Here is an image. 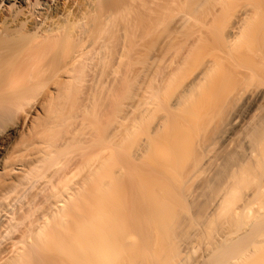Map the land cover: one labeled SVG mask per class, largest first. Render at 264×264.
<instances>
[{"label": "bare ground", "instance_id": "obj_1", "mask_svg": "<svg viewBox=\"0 0 264 264\" xmlns=\"http://www.w3.org/2000/svg\"><path fill=\"white\" fill-rule=\"evenodd\" d=\"M204 3L207 0H0V264H153L150 245L158 238L175 241L182 222L174 214L171 220L174 206L167 207L175 201L183 207V181L200 171V164L183 166V176L173 157L176 148L179 153L176 133L183 122L178 111L207 82L209 95L222 97L216 88L218 63L227 65V85L264 76V52L259 61L247 56L244 66L230 54V46L246 29L248 14L241 13L224 27L223 49L217 56L166 93L169 74L180 62L172 52L181 47L185 30ZM199 33L195 41L204 35ZM86 82L92 84L85 89ZM119 85L127 89L118 100L137 99L131 121L149 120L142 146H136L139 152L124 143L130 126L120 131L119 123L127 124L123 121L129 118L128 110L122 112L124 103L116 102ZM80 91L85 97L79 98ZM256 92L245 90L239 100ZM156 109L160 113L153 116ZM251 129L246 136L250 139L242 143L247 154L240 151L244 156L229 168L225 181L218 179L221 185L210 188L217 190L212 192L217 199L209 209L217 220H235L236 240L248 234L260 217L257 210L264 208L263 185L257 184V194L246 195L264 176V119ZM157 139L169 158L153 161L157 157L151 152L155 157L150 163L143 157ZM250 160L254 165L249 166ZM162 186L161 193H168L166 188L173 193H165L167 200L159 196ZM255 194H260L259 206ZM243 196L242 215L236 219L235 205ZM178 251L173 259L180 257Z\"/></svg>", "mask_w": 264, "mask_h": 264}, {"label": "rangeland", "instance_id": "obj_2", "mask_svg": "<svg viewBox=\"0 0 264 264\" xmlns=\"http://www.w3.org/2000/svg\"><path fill=\"white\" fill-rule=\"evenodd\" d=\"M208 1L209 0H207V4L206 3L203 4L204 5L203 9L199 13V15L196 17V19H193L194 21L191 20L192 23L190 22V25H188V28L185 30L186 33L184 32L185 35H184V40H183L181 47L177 48L176 50L172 52L173 53L172 56L175 57L176 61H180V62L176 66L177 67L176 70L174 69V73L172 72L169 74L171 79L168 77L169 79L167 80V83L170 80L169 81L170 83H168L169 85L166 84L168 87V88L166 87L167 94H171L176 89V87H179L180 85L186 83L191 78L192 74L200 72L203 69L204 65L210 59H212V56H217L216 53H219V49H223L221 48L223 47L222 46L223 44L221 43L222 31L224 27L231 20H233L238 14H241V13L248 14L246 29H245V32L242 38L241 39L239 38L238 40L235 39L237 41L234 40L235 43L233 42V46L232 47L230 46V48H232L231 49L232 52L230 50H227V51H230L231 52L230 54H232L231 56H234L236 60L238 59V61L240 62L242 61L243 64L242 63L241 64L243 66H244V63L247 64L246 62L248 61L247 56L249 55L254 56L259 61L261 57L260 53L264 52V49H263L264 45L263 47L261 46L262 44H264V0H221L219 2H217V0H210L209 3ZM199 31H201V33L203 31L202 34L204 35H202V37L200 36L201 38L195 41V39H197L196 37H198V34L200 35ZM261 41H263V43ZM180 64L181 66H179ZM217 68H218L217 73H219L220 78H219L216 88L222 93V97L210 96L209 95V84H208L209 82H207V84H204L199 89L195 90V96L192 95L193 96L192 98L191 97L189 99L187 98L188 100L185 101L186 106L184 107V109L181 110V112L178 111V113H180L179 115L180 120H183V122H182V126H180V128L177 130V133H176L177 140L179 141V143L176 142L175 144L177 147L180 144V146L178 147L179 153L176 154L177 152L176 151L177 148H176L175 153L173 154V157L175 155L176 160L178 159L177 160L178 163L180 162L178 165L180 164L181 165L178 166L175 164V166H178V167L182 166L181 170L184 172L183 176H185V173L187 172L186 170L188 168L189 169H192L193 167L196 168L198 167L197 165L199 164H200L199 167L200 168L203 167V168L200 169L198 167L199 169L198 168L197 169L200 171L197 173L195 172L197 171L195 170V168H194L195 171L189 170V172H192V173L194 172L193 175L196 173L194 178L192 179L190 177L191 175L190 176L187 175V177L191 181L188 180L189 181L188 182L187 181L188 178L186 179V181L185 180L183 181V184L185 183L187 184V185L185 184L184 186H182V189L184 191L182 190L181 193L179 194L181 195L180 197L183 202L181 200L180 201L184 204L183 207L182 206L177 207V205L179 204H177L176 201H175L176 205H174V202H172V204L167 207L168 209L174 206L172 208L173 211L170 209L172 212L168 210V212L169 211L171 212V213L169 212V214H171L170 219L173 220L172 214H174V218L179 216L180 222H182V224L179 223L181 226L177 227L180 229L176 230L177 231L176 236H175L176 239L175 241H174V238L172 239L171 241L172 244L171 242H167V241L163 242L159 238H158L159 240L157 239V241L155 242L152 241L153 244L150 245L151 248H148L149 249L148 252H149V255L151 254L150 259L153 264H227L231 262L234 264L235 262L236 264H264V247H263L264 246V241H263L264 240L263 239L264 238L263 236L264 235V208L262 209V207L260 206L259 210H257L258 212L256 213L257 214L261 213V214L260 215L256 214V217L258 216L260 217L257 218V221L254 220L255 223H252V225L250 226L252 228H250V231L248 230V234L246 233V235L242 238V240L244 239L243 241L241 240V238H239V240H236L237 237L235 236V233L237 231V225L235 224L236 222L234 219H231V218L229 219L228 217H226L225 219V217H223L225 220V223H224V220L220 219L219 215L217 216L219 217V220L221 221L217 220L215 217L216 216L215 213H212V211L210 210L211 204H213V202L217 199V198L215 199V197H214L215 200L213 199L214 193L212 192L217 191L213 188L215 186L216 187L220 186L221 184L219 183H221L223 179L225 181V178L228 176L226 175V173L229 174V172L232 171V170L230 171V169H233L236 166L235 164L239 163L238 161H240V159L244 156V154H242L240 151L245 152V153L248 151V150H245L246 149L245 139L247 138V140H249L250 138L246 136L250 135L249 132L250 130H252L251 128L254 127V124L256 125L259 122V120L264 119V76H255L253 79H249V80L244 79L240 81L239 83H237L236 85L232 86V85L225 84V80H224V77H225L224 73L228 69L227 65H225V63H218ZM86 83L84 86L85 89L88 88L92 84L90 82H86ZM103 86L107 90L106 87L107 86L109 87V84L107 85V83H105ZM123 86L121 85L120 87L119 85L118 88L120 91L118 92L120 93L117 94L116 100H118V98L121 97L122 94L123 95L125 94V93H122L123 92L122 90L126 91L127 88L124 89L126 85L124 86V88H122ZM105 89L104 91H106ZM250 89H255L257 91L256 94L253 97H249L248 99L247 97L244 96L245 97L244 98L242 96V99L240 97V100H239V95L242 94L245 90H250ZM80 92H78L79 96L80 95L82 96L80 97L78 96V97L79 98L85 97L83 96L85 92L84 93H82L83 91L81 93ZM162 92L165 93V91H162ZM164 93L160 95L163 96ZM161 96L160 98H162ZM121 98H123V96ZM82 99H85V98H82ZM119 101L120 103H124L123 104L124 107L122 106L123 107L122 110L123 109L125 110H123L122 112L126 113V111L128 110L127 113L129 114V115L126 114V117L125 115H123L126 119L129 118V120L127 119L123 121V123L127 121V124L122 125V123H119V126L121 124V130H120L121 134L124 133L123 132L124 130H127V127H126L127 125L128 127L130 126L131 128V129L128 128L126 132V139L127 138H130V139L129 140L125 139L124 143L128 142L126 143L128 144L127 145L128 150L131 151V149L132 150L137 149L136 151L139 152L138 145L140 146V143H139L140 141L141 143H143L142 141V139H144L143 130L148 124L149 120L143 119L141 121L140 120L136 121L134 120V118H132V120L135 121L136 123L131 121L132 114L133 113L135 114L134 109H136L135 104L137 103L135 101H137V99H135V101H132V98L131 100H129L128 98L124 97L123 100L121 99L116 102L119 103ZM130 101L133 102V104ZM132 105H135V106H133L132 108ZM108 109L109 108H107V110ZM122 112L120 113V115L122 114ZM108 113L110 114V112ZM108 113L106 115H108ZM112 113H115V112L113 111L111 112V114ZM151 113H154L153 116H155L156 113H160V110L156 109L154 112H151ZM123 119L124 118H122V120ZM128 121H131L133 124L129 125V123L131 122H128ZM131 125L134 126L137 133L136 131L135 133L132 132L133 131L132 129L134 128ZM122 127H124V129ZM129 132L133 133V135H131L130 137H128ZM178 133L179 135H177ZM154 142H153L154 145H152L154 150L151 149L153 151L150 150L148 154L149 153L152 154L154 152L153 154L157 157V159L156 158L154 160L151 159L155 157L153 154H152L153 156L151 157H149L148 154H145V157H143V159L146 158L145 160L149 162H150V159L153 161L160 160L158 158H162L161 160H164V158L166 159V157L169 155V153H167L168 150L166 151V149L163 146L158 147V145H156V143L159 144L161 142L160 139H157V141L155 140ZM124 143H123V148L124 150L127 151V148L125 149L124 147L125 146ZM182 143H183V146H182ZM242 143H245L244 146H242ZM132 146L134 147L129 148ZM154 146H157V148H154ZM162 147L164 149H162ZM160 148L162 149V151H159ZM122 150L120 149L119 151H122ZM163 150L166 151L165 153L168 154L167 156H165V153L163 152ZM138 152L135 153L134 151L135 154H137ZM124 153L122 152V154ZM158 156H163L164 158L158 157ZM180 157L181 159H179ZM175 158L173 160H175ZM143 159L141 158L140 162ZM237 159L238 161L235 163ZM252 160L250 161L252 162ZM147 161H146V164H147ZM204 161H207V162H204ZM208 161L209 162L211 161V163H209ZM253 162L252 164H249V166L254 165ZM202 163L203 165L201 166ZM206 163H208L209 165H207ZM146 164L142 163L143 166ZM183 166L187 168L185 169L186 172L183 170L184 169ZM249 166H246V167L248 168ZM174 168L176 169L175 171L177 172V168L176 167ZM247 168H245V170ZM245 170H243L245 173L244 176L247 175V171L245 172ZM163 171H166V170H163ZM220 174L222 177L220 176ZM218 175L221 178H219ZM218 179L219 180L222 179V181L220 180L221 182H219ZM258 179L254 181L257 183L256 185L251 186L250 187L251 189H248L249 191L244 190V191H247L246 195L249 193L248 195L250 196L252 193L253 194L256 193V191H258L256 189L257 184L258 185L261 184V186L262 185L264 186V183H263L264 176L258 177ZM257 180L259 181V183ZM208 181L212 182L211 183L212 186L207 187L206 183H208V185L210 184ZM263 186L260 187V189L262 188L264 189ZM211 187H213L212 188L213 190L210 189ZM163 188L164 187L162 186V189L160 188L161 190L158 189V191L162 192ZM166 189L165 191H168V193L170 194L172 193V192H169L168 188ZM155 192L157 193V191ZM161 192L159 193V196L162 199L164 198L169 199L168 198L169 195H166L168 194L167 192H164V193H161ZM256 194H255L256 200H254V202L256 201V203L258 204L257 206H259V203H258L259 199L257 200V198L260 197L259 196L260 194L257 195V197H256ZM243 195L246 197L245 194ZM159 196L157 198L156 195H154V197H156L158 201L160 200ZM244 196L241 199V201L239 200L238 201L239 203L237 202V204L235 205L237 207H235L234 212L235 213L237 211L239 212V213L237 212V216L234 215L236 219L240 218L239 216L242 215V211H241V209L243 208L242 205L245 201L244 199L247 198V197L244 198ZM170 199H172L171 196H170ZM119 203L117 205H120ZM257 206L255 208V211L256 209H258ZM205 209H206L207 215L205 213ZM165 212L167 211L165 210ZM169 214L164 213V215H167L168 218H169ZM216 214H218V212ZM159 215L160 217L164 216L161 214ZM166 217L164 216V218ZM214 221L215 222L219 221V223L217 222L216 224H214L213 226L216 225V227H214L213 229L212 222ZM247 235H249L248 238L246 237ZM240 240L241 242H239ZM178 248L180 251H178ZM176 250L178 251V253H180L179 254L180 257L173 259L174 258L173 253ZM253 251L256 253H254ZM238 259H239V262H238Z\"/></svg>", "mask_w": 264, "mask_h": 264}]
</instances>
